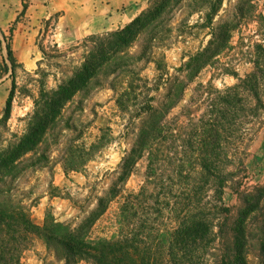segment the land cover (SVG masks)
Here are the masks:
<instances>
[{"label": "trees", "instance_id": "16d2710c", "mask_svg": "<svg viewBox=\"0 0 264 264\" xmlns=\"http://www.w3.org/2000/svg\"><path fill=\"white\" fill-rule=\"evenodd\" d=\"M172 1L153 0L123 28L84 38L74 48L82 51L79 65L56 89L40 92L23 134H12L6 142L0 132V264H21L33 239L62 264H264V185L243 195L237 208L224 202L227 185L244 169L240 156L264 114V15H259L262 40L247 52L252 71L241 78L227 66L224 72L234 76V85L217 89L210 82L199 84L173 113L188 85L230 49L237 26H213L219 8H207L209 42L169 74L162 61H152V52L133 54L130 49ZM5 50L14 78L9 44ZM148 62L158 73L153 82L142 76ZM101 76L124 80L115 104L127 116L125 153L103 175L99 189L93 188L92 209L77 226L51 215L36 222L12 184L28 168L47 167L49 158L38 152L40 145L58 125L66 104ZM10 105L9 98L0 122L9 117ZM109 130L82 146L79 159L65 160V169L84 167L105 146ZM140 162L145 165L142 184L129 191L126 182ZM113 201L118 203L115 232L91 239V228Z\"/></svg>", "mask_w": 264, "mask_h": 264}, {"label": "rangeland", "instance_id": "374dc122", "mask_svg": "<svg viewBox=\"0 0 264 264\" xmlns=\"http://www.w3.org/2000/svg\"><path fill=\"white\" fill-rule=\"evenodd\" d=\"M152 1H149L142 12L147 11ZM263 4V0H174L150 30L139 37L130 52H152V61H162L169 74L174 75L175 70L189 56L204 48L211 38V30L206 26L207 8L213 5L219 8L212 20L213 26L222 22L237 26L231 35L230 49L214 66L203 69L188 85L182 102L173 111L178 113L197 85L210 82L217 89L234 85L237 82L234 76L224 72L227 66L241 78L252 71L247 52L253 44L262 40L259 15H264ZM27 7L28 4L23 2L19 17L11 21L4 32L0 30L3 33H0V50L4 51L5 56L3 63H0V70L3 74H8L9 85L0 111V120L4 118L7 99L11 100L9 117L0 122V132L6 142L11 139L12 134H23L27 118L34 109V100L39 97L40 92L56 89L62 80L70 77L73 68L79 65L82 54L81 50L74 48L83 39L57 47L53 44L51 34L48 38L39 37L36 42L39 49L37 67L25 69L16 63L12 78L10 65L5 60V46L11 45L12 32L16 24L22 21L18 18L24 19ZM47 26L48 24L45 29ZM4 60L8 66L7 71ZM157 75L153 62L145 64L142 71L144 78L153 82ZM112 79L113 77L101 76L98 82L92 83L86 91L77 93L66 104L58 125L46 136L38 150L49 158L47 167L37 171L28 168L14 180L13 192L19 202L28 208L34 221L40 223L47 215H51L59 222L77 226L92 209L93 188L99 189L101 184H97L103 175L113 171L123 157L128 143L125 137L127 116H121L115 100L124 80ZM107 128L110 130L104 132L105 146L84 167L76 171L65 169V160L69 162L71 159H79L81 147H89L95 143L103 133L101 130ZM250 139L240 156L244 169L227 185L224 193V202L228 208H237L243 195L264 185V114L261 125L257 126ZM144 172V163H138L126 182V189L137 191L142 184ZM117 208V201H113L91 228V239L110 237L115 232ZM21 264L62 262L46 249L43 242L33 239L22 255Z\"/></svg>", "mask_w": 264, "mask_h": 264}, {"label": "crops", "instance_id": "0c3cea01", "mask_svg": "<svg viewBox=\"0 0 264 264\" xmlns=\"http://www.w3.org/2000/svg\"><path fill=\"white\" fill-rule=\"evenodd\" d=\"M150 0H1L0 30L19 17L22 3L28 7L13 30L11 50L16 63L34 69L39 62L37 38H53L57 47L123 28L146 9ZM48 24L47 28L45 26ZM52 28L49 29V27ZM4 51L0 50V63ZM8 74L0 70V111L8 90Z\"/></svg>", "mask_w": 264, "mask_h": 264}]
</instances>
